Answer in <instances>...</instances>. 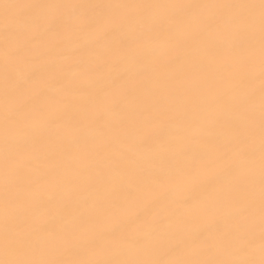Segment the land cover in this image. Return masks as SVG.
<instances>
[{
    "label": "snow or ice",
    "instance_id": "1",
    "mask_svg": "<svg viewBox=\"0 0 264 264\" xmlns=\"http://www.w3.org/2000/svg\"><path fill=\"white\" fill-rule=\"evenodd\" d=\"M0 264H264V0H0Z\"/></svg>",
    "mask_w": 264,
    "mask_h": 264
},
{
    "label": "bare ground",
    "instance_id": "2",
    "mask_svg": "<svg viewBox=\"0 0 264 264\" xmlns=\"http://www.w3.org/2000/svg\"><path fill=\"white\" fill-rule=\"evenodd\" d=\"M51 2H55V0H51ZM73 2H125V0H73ZM205 2H215V0H205Z\"/></svg>",
    "mask_w": 264,
    "mask_h": 264
}]
</instances>
